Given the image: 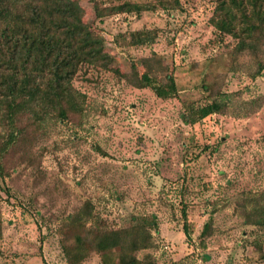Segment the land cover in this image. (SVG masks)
Returning <instances> with one entry per match:
<instances>
[{
  "label": "rangeland",
  "instance_id": "rangeland-1",
  "mask_svg": "<svg viewBox=\"0 0 264 264\" xmlns=\"http://www.w3.org/2000/svg\"><path fill=\"white\" fill-rule=\"evenodd\" d=\"M75 1L112 70L82 67L73 80L81 114L47 118L36 135L20 123L27 134L2 152L0 264H101L88 246L71 245L77 232L63 220L85 202L87 225L119 229L153 217L154 243L136 256L155 264H264V68L253 77V58L233 59L237 39L211 23L217 0H129L146 7L101 18L92 0ZM143 29L153 39L133 43ZM151 56L166 67L158 81L172 73L175 96L124 80L131 59ZM220 93L229 99L223 112L183 122L185 104ZM4 134L0 127V145Z\"/></svg>",
  "mask_w": 264,
  "mask_h": 264
},
{
  "label": "trees",
  "instance_id": "trees-1",
  "mask_svg": "<svg viewBox=\"0 0 264 264\" xmlns=\"http://www.w3.org/2000/svg\"><path fill=\"white\" fill-rule=\"evenodd\" d=\"M173 2L178 6V0ZM92 3L97 18L139 12L146 7L129 0L112 5H100V0ZM83 14L75 0H0V127L5 132L0 145V175L2 152L14 145L18 135L27 134L20 123L24 122L36 135L47 118L67 121L70 115H80L85 100L73 84L77 73L84 66L112 70L113 59L105 51L103 37L90 29ZM211 23L220 34L237 39L233 59L246 55L253 58L256 72L252 76L259 74L264 68V0H217ZM131 38L137 44L153 39L145 29L131 33ZM129 68V72L122 73L127 83L137 88L149 87L160 98L176 95L172 73L166 74L164 83L153 76L166 70L155 57L131 59ZM228 103V96L220 93L203 105L185 104L182 120L194 124L210 114L223 112ZM92 207L85 202L78 212L63 219L77 232L73 247L88 246L90 251L99 253L101 264H155L136 256V251L154 243L151 231L157 230V223L153 217L150 221L137 219L119 229L87 225L93 218ZM182 214L189 237L186 211ZM258 220L259 225H264L263 216ZM211 222L212 217L204 224L202 235L209 233Z\"/></svg>",
  "mask_w": 264,
  "mask_h": 264
}]
</instances>
